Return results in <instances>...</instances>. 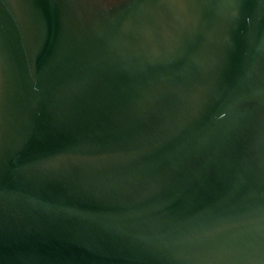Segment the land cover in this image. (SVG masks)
Here are the masks:
<instances>
[{"label": "water", "instance_id": "1", "mask_svg": "<svg viewBox=\"0 0 264 264\" xmlns=\"http://www.w3.org/2000/svg\"><path fill=\"white\" fill-rule=\"evenodd\" d=\"M0 264H264V0H0Z\"/></svg>", "mask_w": 264, "mask_h": 264}]
</instances>
